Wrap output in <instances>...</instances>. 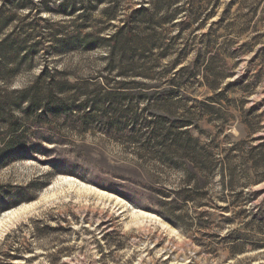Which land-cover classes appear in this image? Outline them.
<instances>
[{"label":"rangeland","instance_id":"rangeland-1","mask_svg":"<svg viewBox=\"0 0 264 264\" xmlns=\"http://www.w3.org/2000/svg\"><path fill=\"white\" fill-rule=\"evenodd\" d=\"M180 3L202 19L187 29L137 21L143 42L130 46L132 58H110L102 37L143 9L160 17ZM108 6L117 19L102 31ZM2 10L5 32L38 46L33 67L0 79L14 115L0 121V222L36 203L0 232V255L264 264V149L254 150L264 141V0H0ZM23 90L30 97L17 107ZM174 135L200 138L234 179L222 185L216 174L202 191H185L190 163L168 146Z\"/></svg>","mask_w":264,"mask_h":264},{"label":"trees","instance_id":"trees-1","mask_svg":"<svg viewBox=\"0 0 264 264\" xmlns=\"http://www.w3.org/2000/svg\"><path fill=\"white\" fill-rule=\"evenodd\" d=\"M96 2V4H102L103 2H108L109 0H92ZM76 3V2H75ZM109 4V3H108ZM91 6V5H90ZM153 11L155 13H159V11L163 8L159 5H153ZM163 14L160 17L151 16L150 14H143L148 10L143 9L140 14H134L131 16L127 22L123 25L124 27L120 28L118 32L111 34L109 36H104L100 40L105 42L108 47L111 49V53L113 54L110 58H122L130 59L132 58V54L127 58L128 52L135 53L132 49L134 43L137 41L143 42L141 38L142 35V27L141 24L148 25L150 29L153 27H159L163 25L165 22H175L179 20L175 25L181 26L183 29L189 28L191 25L188 24V21L194 23V21H199L201 12L199 11H190L186 8L183 3L178 4L175 8H169V6H165ZM103 15L106 18V25L101 27L100 30L104 31L108 25H110L114 20H116V7L108 6L104 9ZM156 15V14H155ZM211 16L209 12L206 14L203 22ZM137 21H142L141 24L137 25ZM11 22V18L6 17L4 15L3 10L0 11V79L6 84L12 76L18 72L19 69L25 65L28 68L33 67L35 65L34 54L37 51L38 43H29V38H23L19 35L17 29L14 28L10 33H6L5 30L8 29L9 23ZM133 24V25H132ZM147 28V29H149ZM98 33V32H97ZM92 35V34H91ZM91 35H89L86 43L89 45L92 43ZM141 42L139 45H142ZM118 60V59H117ZM116 61V60H114ZM21 95L18 100L14 103L15 106L21 107L22 103L29 99V95L27 91H20ZM34 100H37L36 95L34 96ZM33 105L35 101H32ZM12 104L10 103L8 97L0 98V121H8L6 118L10 117V115L14 116L12 113ZM55 111V110H53ZM11 118V117H10ZM13 118V117H12ZM13 124H15V128L13 132L19 131L21 124L19 120H16ZM155 136L158 137L159 134L162 136L159 130L158 132L155 130ZM160 137L157 139L159 140ZM161 140V141H160ZM159 141L161 145L164 147L163 139L161 138ZM171 141L170 148H174L176 150L177 155L180 158L187 157L189 160V165L184 168L185 172V191H202L207 188L209 183L206 179L207 177L213 178V175L218 174L221 177L222 185H225V182L229 179V177L233 178V173L230 174L229 162H223V160L217 158L214 152L208 151L206 148L202 147L200 144V138H195L192 135H189L186 138H180L178 135H174V137L167 139ZM166 140V141H167ZM168 149V148H167ZM258 149H264V141L258 144L257 147L254 148L255 151ZM168 151V150H167ZM258 154H261L260 152ZM230 183H233V180H230ZM47 230V229H46ZM9 248L1 252L0 255V264H32L33 258H26L21 249L19 251ZM25 257V261L17 262L14 261L19 260L20 258Z\"/></svg>","mask_w":264,"mask_h":264},{"label":"bare ground","instance_id":"bare-ground-1","mask_svg":"<svg viewBox=\"0 0 264 264\" xmlns=\"http://www.w3.org/2000/svg\"><path fill=\"white\" fill-rule=\"evenodd\" d=\"M67 182H70L71 184L73 183V182H71V179H69ZM109 195L115 197V195H112V194H109ZM116 198H117V201L119 203L126 205V206H131L132 210L137 211V212H134L137 215L140 214V215H144V216L150 217V218H152V217L154 218V216H156L155 213L153 215V213H148V212L142 211L140 209L138 210L137 208H135L134 206H132L128 202H125V200L123 201L118 196H116ZM35 205H36V203L34 202L31 205L22 206V207L18 208V210H12V211L8 212L7 214H5L3 219L0 222V232L2 233L6 229H8L7 227L10 226V224H12L15 220H18L19 217H21V215L23 214V212H26L27 210L31 209Z\"/></svg>","mask_w":264,"mask_h":264}]
</instances>
